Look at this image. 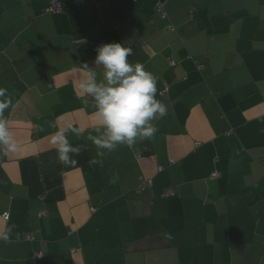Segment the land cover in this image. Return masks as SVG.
<instances>
[{
	"label": "crops",
	"instance_id": "crops-1",
	"mask_svg": "<svg viewBox=\"0 0 264 264\" xmlns=\"http://www.w3.org/2000/svg\"><path fill=\"white\" fill-rule=\"evenodd\" d=\"M52 1L0 0L19 146L0 155V264H264V0ZM107 42L168 108L151 139L111 150L78 86ZM68 124L84 131L65 166L51 140Z\"/></svg>",
	"mask_w": 264,
	"mask_h": 264
},
{
	"label": "clouds",
	"instance_id": "clouds-1",
	"mask_svg": "<svg viewBox=\"0 0 264 264\" xmlns=\"http://www.w3.org/2000/svg\"><path fill=\"white\" fill-rule=\"evenodd\" d=\"M94 66L82 63L79 88L92 99L102 135L94 140L99 149H115L118 145L132 147L138 138L151 139L158 131L154 120L167 115L168 108L157 96V78L142 63H132L130 46L120 42L101 43L96 48ZM97 68L102 70L98 76ZM8 90L0 87V155L18 150V142L9 130L4 111L11 106ZM83 128L68 124L58 129L51 143L56 146L61 164H75L79 149L69 139V133L81 135ZM98 163L93 159L90 164ZM115 178L113 179V182Z\"/></svg>",
	"mask_w": 264,
	"mask_h": 264
},
{
	"label": "built area",
	"instance_id": "built-area-1",
	"mask_svg": "<svg viewBox=\"0 0 264 264\" xmlns=\"http://www.w3.org/2000/svg\"><path fill=\"white\" fill-rule=\"evenodd\" d=\"M66 7V3H64L63 1L61 0H54L52 1L49 5H48V9L51 10V11H54V12H59V11H62L64 8ZM162 7V5L160 4V8ZM165 14V12H163ZM173 63V61H172ZM214 176H218L219 175V172H213ZM151 183V179H148V180H143L142 182V185H145V184H150Z\"/></svg>",
	"mask_w": 264,
	"mask_h": 264
},
{
	"label": "trees",
	"instance_id": "trees-1",
	"mask_svg": "<svg viewBox=\"0 0 264 264\" xmlns=\"http://www.w3.org/2000/svg\"><path fill=\"white\" fill-rule=\"evenodd\" d=\"M66 8H67V4H66V7L62 11H64ZM62 11H59V12H62ZM144 143H145V146L148 148L146 151L150 152L151 151V144L148 141L147 142H144ZM144 186L145 185H142L141 187H144Z\"/></svg>",
	"mask_w": 264,
	"mask_h": 264
}]
</instances>
